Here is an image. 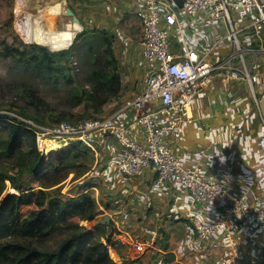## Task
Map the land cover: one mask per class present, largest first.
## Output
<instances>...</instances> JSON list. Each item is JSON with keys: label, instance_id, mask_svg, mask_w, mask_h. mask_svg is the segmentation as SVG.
<instances>
[{"label": "crops", "instance_id": "obj_1", "mask_svg": "<svg viewBox=\"0 0 264 264\" xmlns=\"http://www.w3.org/2000/svg\"><path fill=\"white\" fill-rule=\"evenodd\" d=\"M70 2L87 32L112 39L118 45L117 58L125 69L121 75L126 77L122 101L128 103L144 89L150 75V65L142 56V25L135 0ZM178 14L187 30L186 39H178L175 27L163 25L176 56L186 48L210 53V60L228 55L231 44L221 39L228 29L223 21H214L207 13L195 20ZM189 106L192 120L184 124L179 140L167 144L188 165L205 153L207 169L214 174L234 158L240 190L250 188L253 200L264 197V126L246 84L214 77L209 86L191 95ZM261 111L264 116V103ZM136 134L140 136L139 131ZM97 150L105 184L109 183L104 196H91H99L105 204L113 202L114 212L122 219L124 208L131 205L133 212L140 213H133L132 219H144L136 233L147 242L155 240L153 245L144 243L148 246L138 264H264V229L259 225L236 219L227 234L202 242L186 221L185 213L204 209L203 205L193 201L172 180L157 186L151 168L136 178L123 176L118 167L121 154L117 144L104 142Z\"/></svg>", "mask_w": 264, "mask_h": 264}, {"label": "built area", "instance_id": "obj_2", "mask_svg": "<svg viewBox=\"0 0 264 264\" xmlns=\"http://www.w3.org/2000/svg\"><path fill=\"white\" fill-rule=\"evenodd\" d=\"M135 2L142 25V56L150 65L144 89L107 117L52 125L27 122L38 145L45 140L69 146L80 142L94 148L104 142L117 144L123 176H141L151 168L157 186L172 180L204 206L185 213L202 242L227 234L236 219L264 229V197L253 200L250 188L240 190L234 158L214 174L207 169L205 153L188 165L167 144L179 140L184 124L192 120L191 95L209 86L214 77L246 84L264 126V0H184L182 8L173 0ZM178 12L189 20L207 13L212 20L223 21L228 29L221 39L231 44L228 55L210 60V53L186 48L176 56L163 25L175 27L178 39H186Z\"/></svg>", "mask_w": 264, "mask_h": 264}, {"label": "rangeland", "instance_id": "obj_3", "mask_svg": "<svg viewBox=\"0 0 264 264\" xmlns=\"http://www.w3.org/2000/svg\"><path fill=\"white\" fill-rule=\"evenodd\" d=\"M59 3L62 4L63 11L56 16H52L53 18L51 17V20L47 21L54 22V30H63L66 24H69L73 19V17L67 15V9L72 10L70 0H0V116H12L24 122H32L31 118H44L45 122L56 124L52 122L51 115L59 116L64 114L65 119L61 122L78 123L84 121L82 117L88 115V113L92 116L88 119L107 117L127 104L126 101H122L125 100L122 97L125 94L123 86L126 85V77L121 75L122 89L119 96L113 98L110 103L99 106L102 99L96 93L102 88L104 82H99L95 79V74L92 71V69H97L96 58L98 57V52H94L92 47H94V43L107 44L106 41L111 40L95 39V37L99 36L87 32L80 22L79 24L82 28L75 35L69 48L53 51L48 46L39 43H29L22 38L18 31V26L27 14H31L34 17L39 16L47 6H54ZM74 16L77 17L76 13H74ZM111 42V49L117 58L118 45H116L114 40ZM36 45L45 47L49 52L56 54V59L65 68V74L73 79V84H69L68 80L60 74L51 77L30 73L23 64L19 63L6 51L7 48H10L34 53L33 46ZM95 50L97 51L98 47ZM66 51L69 52L66 53ZM107 56L108 52L104 55L106 61ZM117 61L119 74L125 73V69L118 58ZM73 91L78 94L77 97L73 96ZM89 92L95 98L89 96ZM99 107L103 112L97 114ZM0 120H2L1 117ZM0 136L5 137V133L0 132ZM59 145H67L68 150L64 149L61 153L62 155L52 161H48L44 150L38 143L37 148L41 155L46 158V163L56 162L58 159L64 158L74 146L86 154L80 156V158L68 160L62 165L56 164L57 168L48 170L42 177L24 173L21 178L23 184L27 187H33L35 190L45 188L52 196L61 197L66 201L82 195L91 196V193L103 194L104 196L105 191H107V183L109 182L105 184L106 176L103 177L102 174L103 166L97 148L77 142L70 146L67 143H59ZM65 150L67 151L64 152ZM11 167L14 169V166ZM94 199L98 202L97 221L103 222L105 225L104 231H106L107 236L110 235L111 237L110 259L103 264H138L142 255H144V249L148 245H153L155 241L149 240L148 243L145 238L142 239L136 233L141 230L138 227L144 219H132V214L139 215L140 213H136L135 210L133 212L130 205L131 207L127 206V208H124L126 212L122 219L116 211L114 212L113 202L110 201L105 204L104 200H100L99 196ZM128 210H130L129 213ZM126 215L129 216L127 220H125ZM106 219H108L107 222H105ZM94 225L95 222L89 227ZM74 232V229L60 230L46 240H32L31 243L42 249L57 250ZM103 236V233L99 232L95 234V239L104 242L106 239ZM144 243H148V245ZM68 264L95 263H86L82 259L79 263L69 262Z\"/></svg>", "mask_w": 264, "mask_h": 264}, {"label": "trees", "instance_id": "obj_4", "mask_svg": "<svg viewBox=\"0 0 264 264\" xmlns=\"http://www.w3.org/2000/svg\"><path fill=\"white\" fill-rule=\"evenodd\" d=\"M111 41L107 40V44L94 43L92 47L94 52H98L97 69L92 71L95 79L104 82L96 93L102 99L99 106L117 98L122 89V76L118 72V61L111 49ZM33 49L34 53L10 48L6 51L30 73L51 77L60 74L69 84H73V79L65 74V68L56 59L55 53L38 45ZM106 52L107 61L104 59ZM72 94L75 97L78 95L74 91ZM102 112L99 107L97 114ZM0 117V132L5 133V137L0 136V264H68L79 263L82 259L86 263L108 262L111 237L104 231L103 222L97 221L96 199L82 195L66 201L52 196L45 188L35 190L21 181L24 173L42 177L48 170L57 168L56 164L62 165L86 153L74 146L64 158L46 163V158L38 151L36 134L28 123L12 116ZM91 117L88 113L82 119L86 121ZM64 119V114L51 115L52 122L56 124ZM31 120L38 125L54 124L45 122L44 118ZM94 222L95 225L89 227ZM67 229H74L75 232L57 250L42 249L31 243L32 240H46L57 231ZM99 232L103 233L104 242L95 239V234Z\"/></svg>", "mask_w": 264, "mask_h": 264}, {"label": "bare ground", "instance_id": "obj_5", "mask_svg": "<svg viewBox=\"0 0 264 264\" xmlns=\"http://www.w3.org/2000/svg\"><path fill=\"white\" fill-rule=\"evenodd\" d=\"M62 11L63 6L59 3L54 6H47L39 16L34 17L31 14H27L24 20L19 23L18 31L20 35L26 42L39 43L48 46L53 51L69 48L73 43L75 35L82 27L72 19L69 24H66L63 30L54 32V29H52L54 22H48L47 20H51L52 16H56ZM67 147V145H59L55 140H47L41 144V148L44 150L48 161H52L61 156L62 151L67 149Z\"/></svg>", "mask_w": 264, "mask_h": 264}, {"label": "water", "instance_id": "obj_6", "mask_svg": "<svg viewBox=\"0 0 264 264\" xmlns=\"http://www.w3.org/2000/svg\"><path fill=\"white\" fill-rule=\"evenodd\" d=\"M173 1L176 3V5H177L179 8H182V7H183L184 0H173ZM67 15L70 16V17H73V20H74L75 22H78V23H79L78 18L74 16V13H73V11H72L71 9H67ZM107 220H108V219H106L105 222H107ZM105 222H104V223H105Z\"/></svg>", "mask_w": 264, "mask_h": 264}, {"label": "clouds", "instance_id": "obj_7", "mask_svg": "<svg viewBox=\"0 0 264 264\" xmlns=\"http://www.w3.org/2000/svg\"><path fill=\"white\" fill-rule=\"evenodd\" d=\"M174 71H176V70H174Z\"/></svg>", "mask_w": 264, "mask_h": 264}]
</instances>
